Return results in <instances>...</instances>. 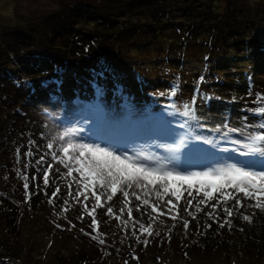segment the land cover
I'll list each match as a JSON object with an SVG mask.
<instances>
[{
    "label": "trees",
    "instance_id": "obj_1",
    "mask_svg": "<svg viewBox=\"0 0 264 264\" xmlns=\"http://www.w3.org/2000/svg\"><path fill=\"white\" fill-rule=\"evenodd\" d=\"M222 3L225 5L221 8ZM250 3L251 0L243 3L239 0H93V3L73 5L69 10V7L66 10L62 9L55 18L56 24H53L55 33L49 39V45L43 48L39 46V43L28 42V37L34 36L28 32L17 30L8 40L0 37V154L2 153L8 159L18 152L25 162L29 160L28 164L31 167L33 165L32 168L30 167L31 170L38 171L36 160L49 149L44 130L42 131L41 127L31 121L28 110H25L31 104H38L40 110L50 120L57 118L52 111L54 107L60 109L59 119L67 118L69 111L67 104H71L77 115L92 116L100 123L103 122V117L108 112L112 101L115 102L116 109L118 107V110H124V113L132 107L141 108L134 105L151 104L154 106L153 115L165 116L164 118L172 127L180 130L179 125L186 124V118L182 113L184 109L174 111L171 105L169 108L164 102L167 99L166 93V99L164 95L158 100L154 99L152 94L145 95L143 99L142 94L150 90L141 91L144 82L139 77L135 79L133 75H127L124 77L130 80H121V83L111 79L112 74H125L120 68L122 58L120 54L134 51L131 48H124L126 44L140 49L152 46L159 53L165 52L167 56L163 62H170L175 69L188 60V51L192 52L195 47L196 59L204 60L205 57V62L215 59L219 67L225 64L223 59H229L232 54H236V58H231V63L250 64L255 78L242 74L236 81L234 77H231L229 82L217 85L218 88L229 93L230 98L233 97L235 102L228 105L230 109L227 113L224 106L218 105L223 102H218L219 100H215L214 96L208 94L206 99L209 103L203 104L205 111L196 116V122H193L192 127L194 134L190 135L203 134L213 141L211 145H203L206 148H212L214 145L231 147L230 143L224 142L225 138L231 141L242 137V144L250 143L247 139L250 132L252 135H264V132L253 131V128L259 129L261 125L256 123V117L245 111V109L254 110L257 96L264 95V13L260 10L255 12L242 8L247 5L252 7ZM68 38L72 41L70 42ZM137 48L135 50H138ZM109 54L117 57L120 64L117 62L119 65L108 69L103 67L102 69L107 71L104 76L95 77L92 70L96 67L92 68L93 65H105L110 59ZM224 55L225 57H221ZM57 68L62 71L58 73ZM70 68L73 73L66 72ZM119 68L118 73L115 72ZM85 71H87L85 79L76 77L78 73ZM103 79H106L108 85L103 83ZM173 87H176V84ZM43 107L49 108L43 111ZM165 107L169 108L175 117L170 118V112L166 113ZM244 118H247L246 125ZM88 123L92 125V121ZM233 128L240 131L230 134L228 130ZM189 129V126H186L185 131L190 133ZM182 138L183 136H178L176 144H179ZM30 141L34 144L31 147V151L35 154L33 157L25 156V153L29 151ZM261 144L264 142H258L257 146ZM63 155L67 157L66 154ZM58 158L66 162L63 157L58 156ZM243 158L250 161L255 157ZM7 167L9 166L5 165L4 172L7 171ZM0 169L3 173V166ZM43 170L41 168L35 172L34 176L37 179L29 184L31 197L34 200L28 214H36L48 206L49 200L46 196H52L58 186H49L46 191L48 193L45 194L41 191L44 186ZM65 170L67 171V168ZM69 177L71 183L77 179L82 180V175L76 173L75 169H73V175ZM9 184L12 185L8 188L4 187L9 195L0 196V232H5L3 222L6 220L7 233L15 234L19 232L17 228L19 209L14 212L15 207L11 206L9 198L17 195L24 196L26 191L25 187H20L19 180ZM260 186L262 185L257 183V187ZM258 194L264 195L259 192ZM105 198L102 197V200ZM57 204L60 202L58 201ZM107 206L113 208L115 215L109 217L105 209L97 210V220L100 221L101 231L116 229L122 232V225L118 220L121 216L123 220H126L129 216L128 209H132L131 219L137 222L136 228L144 224L154 233H159V235L148 236L137 231L136 235L140 236L141 241L145 239L149 241L147 245L141 242L139 246L133 243L136 241V235H133L134 229H123L125 247L132 245L131 247L143 248L144 252L145 247L148 246V252L153 250L170 254L171 246L178 243L176 237L185 236L186 233L194 239V242L187 244L186 247L196 244L197 249L192 255L190 254V258L195 255L197 259L213 264L221 263L222 260H230V264L237 261L239 262L237 264H264L263 239L252 237L246 242L233 240L230 235H223L222 232L226 231H221L216 221L204 213L196 214L195 217H180L173 211V214L178 217L175 221L169 215L153 214L150 222L147 211L142 208L140 201L132 198L125 200L119 192L114 194V198L108 202ZM138 207L141 208L140 211L136 210ZM121 208H124L122 215ZM56 209L61 208L56 206L54 211ZM79 212L75 214L77 220L80 217ZM80 213L85 216L83 220H80L81 222H91L90 217ZM184 220L189 221L187 231L183 224ZM112 224H114L113 227H111ZM80 238L86 240L87 244H91L92 249L81 248L73 251L65 260L67 264H103L98 242L95 239L90 241L85 236ZM253 239L257 240V244L252 243ZM12 241L13 239L7 240L0 236V264H28L22 255L14 256L15 248L12 247ZM131 247L124 250L122 245L117 244L109 248L114 254L121 255L119 262L123 264H142L143 262L136 259L138 252ZM180 250L181 248L176 253L182 256L183 253ZM180 255L175 256L181 260ZM185 258L187 256H184ZM162 260L161 257L155 259L158 262ZM59 262L64 263V260L60 259Z\"/></svg>",
    "mask_w": 264,
    "mask_h": 264
},
{
    "label": "rangeland",
    "instance_id": "obj_2",
    "mask_svg": "<svg viewBox=\"0 0 264 264\" xmlns=\"http://www.w3.org/2000/svg\"><path fill=\"white\" fill-rule=\"evenodd\" d=\"M239 1L243 3L249 0ZM90 2L93 3V0H0V29H3V31H0V37L4 40H8L11 35L17 32V30L26 33L28 32L31 35H34L33 37H28V42L39 43V46L43 48L45 45H49V39H51L55 33L53 24H56L55 18L57 17V14L62 11V9L66 10L69 7V10L73 5H81L82 3ZM250 4H252V7L251 5H247L245 7L242 6V8L245 10L248 8L249 10H254L255 12L256 10H260L261 13H264V0H251ZM224 5L225 3H222L221 8L224 7ZM68 40L70 42L72 41L69 38ZM124 48H131L134 50L132 53L123 52L120 54V56H122L120 68L123 69L125 74H112L110 75L111 79L113 78L116 80V82L121 83V80H130V78L124 77L127 75H133L135 79L140 78L144 82L142 84V90H140L142 92L148 89L150 90V92L146 91L142 94L143 99H145V95L152 94L154 99L158 100L163 95L165 97L166 93L168 100L165 97L166 100L164 102L169 108L171 105V108L174 111L184 109L182 111L183 117L186 118V124L190 128L189 132L191 135L194 134L192 127L193 122H196V116L198 114L200 115L202 111H205L203 104L209 103V101L206 99L208 94L214 96L215 100H219L218 102L222 101L223 103L218 105L224 106L227 113V110L230 109L228 105L235 102L233 97L230 98L229 93H227L222 88H218L217 85L229 82L231 77H234V80L236 81L237 77H240L242 74H247L250 78L251 76L255 78L250 64L235 65L231 63V58H236V54H232L229 59H223L225 64L219 67V65L216 63L217 60L215 59H211V62H205L204 60L206 58H203V56L200 57L204 60L196 59L195 47L192 52L188 51V60L184 61L185 63L183 62L177 67V69H175L170 62H163L167 54L162 51L159 53L155 48H152V46H146L140 49L137 47H132L131 44H126ZM136 48L138 50H135ZM108 57L110 59L106 61L105 65H93L92 68L96 67L95 69L100 71L103 67L108 69L109 67H114L120 64L117 60V57H114L112 54H109ZM221 57H225V55ZM120 68L115 72L118 73ZM71 69L72 68L66 72H72ZM87 71L84 73H78L76 77L80 78L81 80L85 79ZM106 72L107 71H105V73ZM68 74L69 73H67V75ZM226 74L229 75L227 76ZM103 83L108 85L106 79H103ZM174 84H176V87H173ZM123 85L125 84L123 83ZM134 106L141 108L136 109L135 107H132L124 113V110H118V107L116 109L115 102L112 101L108 112L103 117L102 124H113L116 127L122 128L107 129L105 130V134L116 138H130L133 136V132L129 128L148 125L156 126L161 123L169 124L167 119L164 118L165 116L162 115V117H159L157 115H153V105L146 104L143 106ZM67 107L69 111L67 112V118L65 119L58 118L60 115V109L54 107L52 111L54 115L57 116V118L54 120L46 118L45 113L40 110L38 104H31L30 107L27 106L25 110H28V117L31 118V121L41 127L40 129L42 131L44 130L43 132H45L47 143H52L54 145L52 152L57 155V160L62 159L58 158V156H60L63 157L66 162L70 161L74 163V161H72L71 155H67V157H64L63 155L65 153L63 152L62 145L66 147L68 145L69 139H71V137H68L62 140L61 137L64 132L74 130L76 137L74 143L87 141L88 137H93V140H95L97 143H100L101 141L96 140L93 132L90 131L92 125H90L91 123L88 122L91 120H86V117L77 115L75 108L71 104H67ZM46 108L49 107H43V111ZM165 108L166 113L170 112V118L175 117L169 108ZM210 109H212V106H210ZM215 110L217 109L215 108ZM210 112L212 113V110ZM185 113H188V115H185ZM183 129L184 130L176 129V138L178 136H182L183 132H186V127ZM219 135H221V133H219ZM37 143L40 144L38 140ZM126 143L127 147L133 153L164 156L170 154L168 152V146L172 142L158 140L154 137H140L126 141ZM180 151L181 161H183L184 158L182 155V148ZM47 153H49V151ZM47 153L45 152L43 154ZM217 158L218 157L210 153L207 157L209 160ZM46 160L47 164H51L53 168V170L50 172L52 179L49 183V186L58 185L60 188L58 198H55L54 203H49L48 206H45L43 210H39L36 214H28L32 208V203L34 200V198L31 197L32 193L30 192L29 188L27 191V196L17 195L9 198V203H11V206L15 207L14 212L15 210L19 209V221L17 222V228L19 232H16L15 234L12 232L7 233V221L5 220L3 222V230L5 232H0V236H2V238H7V240L13 239L11 243L12 247L14 246L15 248L13 252L14 256L20 257V255H22L24 259L27 260L28 264H67V261L65 260L71 256L73 251H77L81 248H88V250L92 249L90 248L91 244H87V241L81 239L80 236H85L90 241L95 239L96 242H98V240L95 238L96 232H93L92 228L89 227L91 222L83 223L80 221V219L77 220L76 218L75 214L79 211L82 212V209L79 204L75 203L68 197L67 185L71 183V179L69 176H67V171L65 170L66 167L60 163L54 162L51 159L50 154L46 156ZM254 160L255 158L248 161L242 156L239 157L240 166H243L244 164ZM28 163L29 160L25 162L23 156L19 155L18 152H16L14 155L12 154V156H10L8 159L4 157L2 153L0 154V167L3 166V173L0 169L1 197H7L9 195L8 192L4 190V187H10L12 184L9 183L14 182L15 180H19L21 184L20 187L24 188L26 182L23 178L24 175L28 177V184H31V181H33L32 177L34 176L35 172L38 171L31 170V166L26 168L25 165H28ZM226 163H236V161L229 160L226 161ZM5 165L9 166L7 167L6 172H4ZM60 174H64V177L62 178ZM206 179L207 178L203 177H193L188 181L193 185L192 195L195 197L193 199V204H196L199 199L202 198L201 195L197 194V181ZM212 179L214 183L219 184L223 182L221 179ZM257 183H259V185H264V182L260 181L259 178H257ZM72 184L73 191H75V182ZM49 186L47 188L43 186L41 191L44 194L48 193L46 191L48 190ZM178 187L179 182H172L170 191L172 188ZM128 191L130 193L132 192L131 189ZM180 191V203L177 205L174 213H178L177 216L180 217H191L188 212L184 211V209L187 207V204L184 202V200L188 197V192L183 188H181ZM214 195H216V193H214ZM239 195L241 203L244 205V207L236 211V214L231 218V228H229L227 224L223 228L220 227L221 231L227 232H222V234H228L233 238V240H237L239 242H246L247 240L250 241L252 237L263 239L264 242V210L254 207V204L257 201L247 199L245 200L242 193ZM255 195L258 198V202L264 204V195H260L258 192L255 193ZM160 196L162 197V200L158 199L156 190L148 191V188L145 187L142 189H136L135 196L130 194L128 198H132L140 202H142L144 199H147L148 204L152 207L157 203L163 205V201L169 199V194L163 193L162 190H160ZM137 197L139 199H137ZM50 198H52V196H46L47 200ZM66 199H68L70 208L66 213H62L61 209L64 207ZM58 201L60 204H57ZM173 203H176L175 198H173ZM209 203H216V201L212 200ZM234 203L235 201H229L228 206L231 207L234 205ZM56 206H60L61 209H56L60 211H54ZM163 207L166 209L167 207H170V205H163ZM201 207L203 208V211H198L195 213V215L201 213L206 214L207 212L211 211L210 207ZM80 212L78 214L81 216ZM218 215L219 223H223L225 220V214L223 211H219ZM243 215H248L251 218L250 221H244L242 219ZM5 218L7 217L5 216ZM121 220H123V216H121L118 221L121 222ZM126 220L129 221V224L127 227H124L121 224L122 232L123 229L126 228L129 230L134 229L132 225L133 218L131 219L129 216H127ZM102 223H104L103 220ZM219 223L216 222L218 227ZM114 224H112L111 227H113ZM57 225L60 227H57ZM98 231L102 234L101 238L105 241V244L103 245L99 242L97 243V246H99V249L101 250L103 264H123L122 262H119L121 255L114 254L109 247L113 248V246L120 244L123 246L124 250H126L132 245L125 247V237H123L121 231L111 229L103 232L100 228H98ZM89 233H91V235H89ZM176 240L178 243L171 246L170 254L159 253L153 250L148 252V246L145 247L146 251L144 252V249L139 247H131V249L138 252L136 259L137 261L143 262L142 264H213L211 262L206 263L205 261H201L197 259L195 255L190 258V254L192 255L194 251L197 250L196 244H191L186 247L187 244L194 242V239L191 237V235L185 233V236H181L179 238L176 237ZM133 243L140 246L141 242L138 243L136 240L133 241ZM252 243L254 245L255 243L257 244V240L253 239ZM179 248H181L180 251L183 253L182 256L179 253H176ZM175 255H180L181 260H179ZM184 256H187V258L184 259ZM160 257L163 259L162 262L155 261L156 258L158 259ZM60 259H63L64 263H60ZM229 262L230 260H222L221 263L218 264H230ZM235 263L237 264L239 262L237 261Z\"/></svg>",
    "mask_w": 264,
    "mask_h": 264
},
{
    "label": "snow or ice",
    "instance_id": "obj_3",
    "mask_svg": "<svg viewBox=\"0 0 264 264\" xmlns=\"http://www.w3.org/2000/svg\"><path fill=\"white\" fill-rule=\"evenodd\" d=\"M61 71V69L57 68L58 73ZM92 71L95 73V77L99 78H102L105 74L103 69L100 71L93 69ZM245 111H248L249 115L256 117V123L261 125L259 129L253 128V131L264 132V95L257 96L254 110L245 109ZM185 115H188V113H185ZM89 119L92 121L90 131L93 132L96 140L101 141L100 143L95 142L93 137L87 138V141L91 142L74 143L76 139L74 130L66 131L61 139L68 137H71V139H69L68 145L66 147L62 145V148L66 155H71L74 163H66L63 159L57 160V155L52 152L54 145L49 143L47 145L49 153L40 155L39 159L36 160V167L38 171L41 168L44 169L42 178L45 188L49 186L52 179L50 172L53 168L51 164H47L46 160V156L49 154L54 162L60 163L67 168V176L73 175V169H75L76 173L82 175V180L77 179L75 181V191H73L72 183L67 185L68 197L81 206L82 213L90 217L91 223L89 227L92 228L93 232H96L95 238L102 245L105 244V241L101 238L102 234L98 231L97 210L105 209L106 215L114 217L113 208L107 206V204L114 198V194L118 192L122 194L125 200L128 199L130 194L135 196L136 189L145 187L148 188V191L156 190L157 197L161 200L160 190L165 194H169V199L163 201V205H170L166 209L160 203L154 204L149 209L147 199L141 202L142 208L147 211L150 222L153 219V214L169 215L173 221L178 218L173 214V211L180 203L181 188L188 192V197L184 200L187 204L184 211L195 217L196 212L203 211L201 206L210 207L211 211L207 212L206 215L218 223V212L223 211L225 220L223 223H219L221 228L226 224L231 228V218L236 214V211L244 207L239 195L241 193L244 199L257 201L254 207L264 210V204L258 202V198L255 195L257 192L264 193V185L257 187V178L264 182V144L257 146L258 142H264V135H252L250 132L247 137L250 143L242 144V137L231 141L225 138L224 142L230 143L231 147L214 145L212 148H206L203 145H211L213 141L207 139L203 134L191 136L190 133L183 132V138L179 144H176L177 131L170 124L161 123L156 126L148 125L129 128L133 132L132 137L116 138L106 135L105 130L122 127H116L113 124H102L92 116L86 117V120ZM244 124H247V118H244ZM186 126V124L179 125L181 129ZM228 131L231 134L239 132L240 129L233 128ZM140 137H154L158 140L171 141L172 143L168 146L170 154L157 156L131 152L127 147L126 141ZM33 146V142L30 141L29 151L25 153V156L33 157L35 155L31 151ZM181 148L183 149V161H181ZM209 153L218 158L207 159ZM241 156L255 157V160L240 166L239 157ZM229 160H235L236 163H226ZM29 166L30 164L25 165L26 168ZM60 175L62 178L64 177V174ZM193 177L207 178L206 180L197 181V194L201 195L202 198L196 204H193V199L195 198L192 195L193 185L188 182ZM23 178L26 181L24 187L27 196L29 188L28 177L24 175ZM212 178L221 179L223 182L214 183ZM36 179L37 177H32L33 181ZM172 182H179V187L172 188L170 191ZM37 186L39 187V185ZM129 189L132 190L131 193L128 191ZM59 192L60 188L57 186L52 193V198L49 199L50 204L54 203L55 198H58ZM102 197L106 198L102 200ZM173 198L176 199V203H173ZM137 199L139 198L137 197ZM212 200H215L216 203L210 204L209 202ZM229 201H235L234 205L229 207ZM158 209H160L159 212ZM68 210L69 202L66 199L61 211L66 213ZM136 210L140 211L141 208L138 207ZM131 211L132 209H128L130 218ZM123 213L124 208H121L120 214L122 215ZM84 218L83 214L79 217L80 220ZM242 219L250 221L251 218L248 215H243ZM136 223L135 220H132L133 235H136L137 231L148 236L159 235L158 232L154 233L150 227L144 224H140L139 228H136ZM121 224L127 227L129 221L121 220ZM183 224L187 231L189 221L184 220ZM57 227L60 226L57 225ZM136 240L138 243L142 242L145 245L149 243L147 239L141 241L139 235H136Z\"/></svg>",
    "mask_w": 264,
    "mask_h": 264
}]
</instances>
